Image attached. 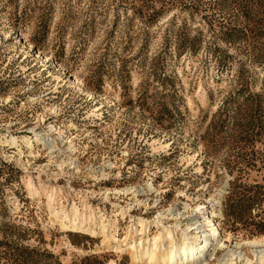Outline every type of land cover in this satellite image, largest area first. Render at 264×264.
I'll return each mask as SVG.
<instances>
[{"label": "rangeland", "instance_id": "rangeland-1", "mask_svg": "<svg viewBox=\"0 0 264 264\" xmlns=\"http://www.w3.org/2000/svg\"><path fill=\"white\" fill-rule=\"evenodd\" d=\"M36 135L45 144L20 142ZM48 196L105 223L120 209L152 221L172 208L165 225L204 212L219 232L210 264L253 259L264 0H0V264H130L100 235L61 229Z\"/></svg>", "mask_w": 264, "mask_h": 264}, {"label": "bare ground", "instance_id": "bare-ground-1", "mask_svg": "<svg viewBox=\"0 0 264 264\" xmlns=\"http://www.w3.org/2000/svg\"><path fill=\"white\" fill-rule=\"evenodd\" d=\"M33 141L45 144L43 137L37 135L32 141L30 139H22L20 142H24L28 147H31ZM8 142L13 146H17L19 140L15 137H10ZM150 188H152L151 184ZM138 192L136 190L131 191L133 197ZM115 193L118 194L120 192L116 191ZM104 197L107 199V196ZM51 201L52 198L48 196L50 214L61 229L83 232L89 234L92 238L100 235L101 248H111L128 254L130 264H210V259L207 258L208 252L214 251L216 246H218V228L209 217L205 216L204 212H202V223L193 218H188L184 224L182 221H176L174 225H165L164 219L175 212L172 208L158 212L152 221L131 217L128 214L129 210L120 209L118 213L122 218L125 215H129V223L131 224L126 227L123 238L119 240L117 237L118 213L114 214L113 218H109L106 221L107 223L102 218L96 222L97 218L94 214L86 216L76 206L70 207L68 211L63 209L56 211L50 205ZM216 203L218 204L219 202ZM177 216L179 214L172 217L176 218ZM152 226L156 231L150 233ZM205 227L208 229L204 230ZM245 244L253 248L251 250L253 259L241 253L240 250H229L217 264H264L263 238L247 241ZM68 246L70 247L69 244ZM110 264L114 263L111 262Z\"/></svg>", "mask_w": 264, "mask_h": 264}]
</instances>
